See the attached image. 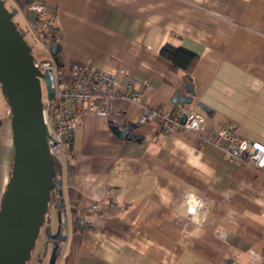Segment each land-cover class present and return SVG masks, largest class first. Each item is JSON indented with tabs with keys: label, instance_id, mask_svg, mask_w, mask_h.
Returning <instances> with one entry per match:
<instances>
[{
	"label": "crops",
	"instance_id": "crops-1",
	"mask_svg": "<svg viewBox=\"0 0 264 264\" xmlns=\"http://www.w3.org/2000/svg\"><path fill=\"white\" fill-rule=\"evenodd\" d=\"M40 1L55 18L64 74L74 65L111 73L142 105L203 115V137L232 125L264 145V0ZM163 45L198 56L184 106L174 97L190 94ZM114 106L70 135L60 167L67 228L54 264H264V167L229 163L192 132L138 125L141 106L128 100ZM110 122L136 125L134 137L118 138ZM13 155L0 91V203Z\"/></svg>",
	"mask_w": 264,
	"mask_h": 264
},
{
	"label": "water",
	"instance_id": "water-1",
	"mask_svg": "<svg viewBox=\"0 0 264 264\" xmlns=\"http://www.w3.org/2000/svg\"><path fill=\"white\" fill-rule=\"evenodd\" d=\"M57 51L58 46L53 44L50 49L53 59ZM30 52L0 0V88L10 108L14 153L10 178L0 203V264H25L44 222L54 187V162L46 145L41 84L50 99L54 97V90L50 71L41 73L34 66ZM184 90L190 95L176 94L175 104L190 103L193 89L184 87ZM185 118L183 114L182 123ZM135 128L130 123L119 127L110 122V130L120 139L133 138ZM28 186L30 189L25 191ZM63 206L62 200L60 207ZM58 254L59 246H56L49 264L55 263Z\"/></svg>",
	"mask_w": 264,
	"mask_h": 264
},
{
	"label": "built area",
	"instance_id": "built-area-1",
	"mask_svg": "<svg viewBox=\"0 0 264 264\" xmlns=\"http://www.w3.org/2000/svg\"><path fill=\"white\" fill-rule=\"evenodd\" d=\"M27 25L34 39L47 51V58L34 66L41 73L50 71L54 90L52 99L41 96V107L46 130V145L49 156L59 167L64 165L71 153L69 139L72 131L81 124L83 117L91 115L109 119L114 112V101L123 98L141 106L138 125L155 123L159 131L170 135L179 131H189L205 142L218 148L224 159L232 164H248L256 169L264 167V145L258 141L241 138L232 125L218 127L209 137H203L205 117L193 111L161 110L140 104L141 95L128 82L119 87L115 75L92 68L88 65H74L64 74L56 65L50 49L57 33L54 15L40 0H32L24 9ZM126 74L125 71H120ZM41 82V79H39ZM147 83H143L145 86ZM185 114V121L181 122Z\"/></svg>",
	"mask_w": 264,
	"mask_h": 264
},
{
	"label": "rangeland",
	"instance_id": "rangeland-1",
	"mask_svg": "<svg viewBox=\"0 0 264 264\" xmlns=\"http://www.w3.org/2000/svg\"><path fill=\"white\" fill-rule=\"evenodd\" d=\"M2 1L4 2L6 10L11 15V19L16 25L17 30L29 45L31 49L30 55L33 60L40 62L46 59L48 56L47 51L41 43L34 39L28 28L27 20L22 16L17 7L18 3H15L13 0ZM41 92L42 95H45L46 91L43 84H41ZM66 228V215L63 208L57 207L56 204H49V209L45 214L44 222L39 228L37 238L35 239L33 248L30 251L29 258L25 261V264H49L53 249L56 246L62 245V240L66 235Z\"/></svg>",
	"mask_w": 264,
	"mask_h": 264
},
{
	"label": "trees",
	"instance_id": "trees-1",
	"mask_svg": "<svg viewBox=\"0 0 264 264\" xmlns=\"http://www.w3.org/2000/svg\"><path fill=\"white\" fill-rule=\"evenodd\" d=\"M15 3H18L19 8L23 11L28 4L32 0H13ZM159 55L167 60L170 64V71L176 74H179L183 79V85L185 88H190L192 86V71L196 65L198 60L197 54L193 53L184 48H175L169 45H163L159 50ZM55 62L60 67L61 62L58 60V56L54 57ZM175 104V103H174ZM13 164V163H12ZM55 176L53 178L54 187L53 190L50 192V197L48 201V208L49 204H56L59 208L60 202L62 201V197L59 195L60 193V174L61 170L57 164H54ZM45 218V216H44Z\"/></svg>",
	"mask_w": 264,
	"mask_h": 264
},
{
	"label": "bare ground",
	"instance_id": "bare-ground-1",
	"mask_svg": "<svg viewBox=\"0 0 264 264\" xmlns=\"http://www.w3.org/2000/svg\"><path fill=\"white\" fill-rule=\"evenodd\" d=\"M28 189H30V186H28L25 191H27ZM1 264H4V263H1Z\"/></svg>",
	"mask_w": 264,
	"mask_h": 264
}]
</instances>
